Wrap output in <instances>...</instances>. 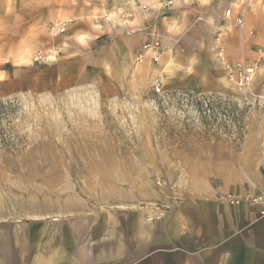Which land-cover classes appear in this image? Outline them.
I'll list each match as a JSON object with an SVG mask.
<instances>
[{
  "label": "rangeland",
  "instance_id": "374dc122",
  "mask_svg": "<svg viewBox=\"0 0 264 264\" xmlns=\"http://www.w3.org/2000/svg\"><path fill=\"white\" fill-rule=\"evenodd\" d=\"M144 2L160 0H0V264H157L144 222L167 228L174 203L205 184L217 193L256 191L254 177L264 173V0L253 1L244 27L235 18L246 0L192 2L202 16L192 28L216 31L229 63L255 68L247 87L224 64L220 91L170 81L158 65L161 37L150 40L161 43L158 60L154 51L142 61L123 57L125 70L106 37L97 41L100 65L86 48L34 61L62 22L94 24L107 6L119 22L108 25L121 29ZM192 28L173 23L180 43Z\"/></svg>",
  "mask_w": 264,
  "mask_h": 264
},
{
  "label": "crops",
  "instance_id": "0c3cea01",
  "mask_svg": "<svg viewBox=\"0 0 264 264\" xmlns=\"http://www.w3.org/2000/svg\"><path fill=\"white\" fill-rule=\"evenodd\" d=\"M193 1L177 0L172 5L162 0L144 2L149 9L128 20L121 29L107 22L96 25L64 21L61 25L66 24V31L56 38L51 36L48 42L62 46V59L70 54L76 56L86 48L92 64L100 65L97 41L102 37L112 39V48L116 49L114 62L120 65L117 70H125L121 67L123 57L124 61L133 60L144 42L161 37L162 57L158 65L170 81L198 91H220L225 76L219 57L222 47L216 45V31L204 36L201 28H192L202 18ZM253 1L246 0L238 15L245 13L247 18ZM106 9L104 14L109 12L107 6ZM176 21L192 28L190 37L183 39L186 43H180L181 38L173 30ZM78 35L84 37L86 45L77 41ZM262 176L264 173L259 171L254 177L256 191L262 188ZM217 194L214 186L205 184L179 199L174 203L172 223L167 228L159 221L144 222V246H157V264H264V218L259 219L248 205L233 208L219 202ZM45 259L41 257L39 261Z\"/></svg>",
  "mask_w": 264,
  "mask_h": 264
},
{
  "label": "built area",
  "instance_id": "2783aa9c",
  "mask_svg": "<svg viewBox=\"0 0 264 264\" xmlns=\"http://www.w3.org/2000/svg\"><path fill=\"white\" fill-rule=\"evenodd\" d=\"M167 5H172L176 3V0H162ZM144 10H148L147 4L142 6ZM231 9L226 10V16H231ZM133 17V13H125L120 16V19H129ZM93 22L96 25H100L103 22L119 24L118 19L110 12H106L102 16H96L93 18ZM246 22L245 13L237 15L235 18V23L239 27H244ZM66 31V24H62L58 27L57 33H63ZM161 43L159 40L145 42L140 50L137 52L136 59L142 61L146 54L150 51L156 53L155 59L158 60L160 56ZM61 54V49L57 46H52L50 48L40 49L37 51L34 61L36 63H50L55 61ZM219 56L223 61V64L228 72L231 80H235L236 75H239L238 83L242 87H247L253 80L255 76V68L253 66H248L244 61L236 64L229 63L225 55L223 54V48H220ZM155 88L157 92L161 91V82L156 81ZM217 200L221 203L227 204L233 208H239L242 205H248L253 210L257 212L258 218H264V180L262 182V188L258 191L242 190L238 188H232L225 192L218 193L216 196Z\"/></svg>",
  "mask_w": 264,
  "mask_h": 264
}]
</instances>
